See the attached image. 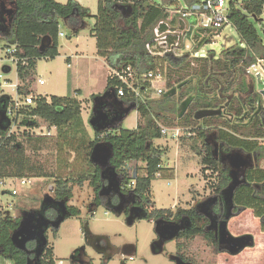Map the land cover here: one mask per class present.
Here are the masks:
<instances>
[{
    "label": "trees",
    "instance_id": "trees-1",
    "mask_svg": "<svg viewBox=\"0 0 264 264\" xmlns=\"http://www.w3.org/2000/svg\"><path fill=\"white\" fill-rule=\"evenodd\" d=\"M8 1L9 6L5 0H0V41L5 42L4 48L16 47L15 56L19 58L16 65L17 97L20 100L32 95L37 61L54 60L58 56L61 19L70 24L74 36L89 26L87 20L94 19L90 33L95 39L97 54L106 65L110 69L130 66L138 74L162 68L165 71V93L155 101L147 96L144 104L127 95L116 99L111 92H116L117 82L107 77L106 95L97 108L99 112H91L88 120L89 123L94 118V125L90 126L94 137L85 128L81 104L75 97L77 92L74 96H51L49 99L32 95V105H23L16 110L11 106L13 121L19 127L38 129L46 125L48 129H55L56 165L52 171L40 158L32 159L27 154L31 150L36 155L46 137H33L27 131L18 136L10 132L8 119H5L3 128L0 127V180L28 178L47 183L52 180L53 188L46 194L52 198V203H43L41 197L42 205L34 213L47 218V211L52 210L54 238L65 220L79 216L77 208L67 205L72 198L71 180L79 186L87 181L93 189L91 214L103 206L116 216L128 215L119 207V200L129 197L139 208L136 214L129 216L130 220L176 222L183 219L187 226L180 230L175 238L177 241L201 236L215 246L212 235L203 230L206 218L197 214L194 205L187 209H153L150 200L152 181L158 175L172 177L167 175L170 169L161 164L167 156V149L155 146L154 141L163 136L161 126L186 129L190 138L194 136L199 141V145L196 143L191 149L199 157L202 174L206 177L205 172L210 170L215 175L217 182L212 190L220 195L224 189H229L230 183L227 170L212 154L211 135L222 152L239 151L253 155L258 164L264 160V145L261 144L264 140V102L245 73L256 57H264L262 40L249 20L261 16L264 0H249L240 7L230 1L227 17L240 37V44L224 49L218 56L209 52L204 57H193L191 53L210 44L221 29L195 28V22L175 15L169 20L165 6L171 7L172 0H158V3L152 0H98L95 16L75 0L64 4L55 0ZM195 1L187 0V3ZM42 40L46 45L43 51L40 50ZM186 40L192 44L191 52L184 51ZM2 69L6 71L8 68ZM96 97L92 95L93 100ZM175 98L178 100L172 119L164 112L166 104ZM10 102L7 95L0 96V110L5 111ZM127 108L135 109L139 115L137 126L132 130L121 126ZM199 110H220V114L197 120L194 115ZM96 146L107 148L108 163L98 165L93 161ZM71 154H74L72 161ZM129 162H142L144 174L139 175L136 171L131 177L126 168ZM108 181L118 191L117 197L116 194L109 199L106 197ZM243 181L245 183L235 190L233 201L245 211L252 212L264 233V169L256 166L247 170ZM57 202L62 203L64 216ZM145 205L151 210L147 211ZM59 219L62 220L56 226ZM17 225L18 218L0 216V250L5 248L0 251V256L13 264H25L23 253L9 244ZM81 227L85 240L89 242L87 223ZM183 247L178 242L174 258L194 264L183 253ZM53 251L48 243L38 264H56ZM85 257L81 249L74 253L72 260L74 263L79 259L87 262Z\"/></svg>",
    "mask_w": 264,
    "mask_h": 264
},
{
    "label": "rangeland",
    "instance_id": "rangeland-1",
    "mask_svg": "<svg viewBox=\"0 0 264 264\" xmlns=\"http://www.w3.org/2000/svg\"><path fill=\"white\" fill-rule=\"evenodd\" d=\"M7 6L8 0H5ZM58 3H66L68 0H55ZM82 6L88 8L92 15L97 14L98 0H75ZM158 3V0H152ZM230 5L231 0H224ZM249 0L233 2L235 7H240ZM181 5L185 6L184 0H179ZM254 25L258 36L264 43V10L261 16L255 20L249 18ZM88 27L81 29L78 37L73 35L72 27L65 20L59 21V31L64 37L59 38V58L53 62L40 59L36 64V75L32 84V94L46 97L66 96L74 89L80 90L78 97L82 105V117L85 118L91 137H94V131L88 124L89 116L92 112V95L101 96L106 91L107 85V65L96 54L95 40L90 33V27L94 23V19L87 20ZM79 45L82 54H74L76 52L75 45ZM240 44V37L231 25H225L217 37H214L210 44L202 46L198 51V56L204 57L209 52H214L217 56L221 51L234 45ZM5 42L0 41V88L1 95H9L15 99L16 95L13 90L4 87V83L16 84L18 82L15 65L8 59L4 58ZM186 46H189L186 48ZM192 48L190 40H186L184 51L188 52ZM72 56V64L67 68L65 62L66 56ZM3 67H9L8 73L3 72ZM69 67V65H68ZM63 70L62 77H56L59 70ZM109 73V72H108ZM248 76V75H247ZM56 77V78H55ZM42 79L45 83L39 85L37 80ZM249 82H253L255 90L259 91L258 83L248 76ZM165 93V91H164ZM74 96V95H73ZM161 97H155L152 93L148 99L155 101ZM165 106V114L174 119L175 108L177 106V98L173 99ZM137 114L133 111L121 125L122 129H132L136 126ZM167 129H181L178 138H171L169 132L166 136H162L160 140L154 141L155 146L167 149V156L162 161V167L170 168L172 177L158 175L151 183L150 200L153 209H172L173 208H190L195 202L205 199L212 194V186L217 182L214 174L208 170L205 176L200 169L199 157L191 149L194 144L199 145V141L194 139L188 131L181 127L161 126ZM23 131L29 132L31 136L46 137L45 143L40 146V150L36 155L33 151L28 150L27 154L32 158L41 159L48 169L54 170L56 165V149H55V129L49 130L46 125H42L40 129H28L19 127L18 124L12 126L10 132L16 135H22ZM118 131L115 130V133ZM49 135V136H48ZM182 137V138H180ZM22 141V138H19ZM182 139V140H181ZM214 136L211 135V140ZM217 150V146H216ZM245 156L244 154H242ZM74 158L71 154L70 160ZM223 166L229 170L234 167L230 162L223 161ZM261 168H264V160L260 161ZM127 172L132 177L134 170L139 175L144 174V164L130 163ZM167 173V171L165 172ZM212 175V176H211ZM75 179V178H74ZM72 198L67 201V205H71L79 210L77 218H71L62 223L57 230V237L49 236V246L54 247L53 258L56 264H83L82 259L74 263L72 257L78 250L83 249L85 259L91 260L90 264H103V258L98 255L93 246L87 242L82 232L81 224L87 223L89 232L97 236H105L109 245L116 250L121 251L125 248L132 249V252H126L122 260L118 253H114L113 257L104 264H175L173 258L176 256V245L178 242L183 244V253L192 259L194 264H264V235L261 233L259 221L253 216L251 211H240L237 217H233L229 222V231L234 233H242L251 236L253 246L247 247L236 256H228L217 251L215 246L211 245L201 236L190 238L187 241H177L176 239L166 242L161 253H154L152 245L156 240L154 231V221L135 219L132 225L129 224V215L123 213L120 216L114 215L111 211L106 210L103 206H99L91 214L94 204V192L87 181L81 186L72 183ZM8 188L17 190V195L0 194V213L4 212L5 205L10 203L12 206L6 211L14 216L22 211H27L34 205H38L41 197L44 198L53 188L52 180L45 181L41 179H31V183L25 187H18V183L13 181ZM43 202V199H42ZM176 206V207H175ZM7 208V207H6ZM147 211L151 208L145 205ZM174 209V210H175ZM238 235V234H237ZM132 257V260H128ZM0 264H13L9 260L0 257ZM86 264V263H84Z\"/></svg>",
    "mask_w": 264,
    "mask_h": 264
},
{
    "label": "built area",
    "instance_id": "built-area-1",
    "mask_svg": "<svg viewBox=\"0 0 264 264\" xmlns=\"http://www.w3.org/2000/svg\"><path fill=\"white\" fill-rule=\"evenodd\" d=\"M172 1L173 3L171 7L165 6V11L169 15V20L175 15L187 21L195 22V28L199 27L203 29H222L225 25H231L229 18L227 17L229 5H227L224 0H197L191 4L187 3V0H184L186 2L185 6L181 5L179 0ZM59 36H62V33H60ZM261 42L264 46L263 41ZM188 47L189 46H186V48ZM191 50L192 48L188 52H191ZM15 53V46L4 49V58L10 60L15 65L16 71V65L19 61V58L15 56ZM191 56L197 57L198 52L191 53ZM22 64H24V62H22ZM7 68L8 69L6 71L3 70V72H10L11 69L9 67ZM245 73L258 83L259 91L264 90V57H256L255 61L250 64L248 68H246ZM108 77L111 80H115L117 82L116 92L114 93L117 99L127 95L128 97L135 99V101L138 103L144 104L150 93H152L155 97H161L165 91V71L162 68H156L155 70L138 74L134 69H132V67L127 66L119 69H110ZM37 82L39 85L44 84V81L41 79L37 80ZM18 85L19 81L16 84L7 82L4 83V87H8L13 90L16 95L15 99L8 95L12 103L10 102L11 105H9V107L5 110L6 117L9 119L10 127L16 125V123L13 121L14 113L11 110V106H13V110H16L23 105L33 104L32 95L25 97L23 100H20L17 97ZM0 88H2L1 85ZM0 92L2 93L3 91ZM180 131L181 129L179 128L170 130L161 127V133L163 136H166L169 132H172L170 134L171 138H178ZM261 144L264 145V140L261 141ZM13 181L18 183V187H25L31 183V179L28 178L0 180L1 195H4L6 192H10L11 196L17 195V190L11 187V183ZM7 185L11 188L6 187ZM5 206L10 207L11 205L6 204ZM118 254L122 260H125L124 254L122 252H119ZM128 260H132V257H129Z\"/></svg>",
    "mask_w": 264,
    "mask_h": 264
},
{
    "label": "flooded vegetation",
    "instance_id": "flooded-vegetation-1",
    "mask_svg": "<svg viewBox=\"0 0 264 264\" xmlns=\"http://www.w3.org/2000/svg\"><path fill=\"white\" fill-rule=\"evenodd\" d=\"M8 124H9V119H8ZM209 139L211 141L212 154L214 155V157L216 159H218V161L221 164L223 161L230 162L229 154L233 153V151H231L229 153L222 152L220 150L221 149L220 145H218V143H216V142H213V140H211V137ZM216 146H217V150H216ZM244 159H245V164L243 166L241 165V162H239L237 164V166H233L234 168L229 169V170H227L222 164L223 168L227 170V176L229 177V183H235L236 184V187L232 192L229 191L228 187H227V190L226 189L223 190L221 195L217 194L214 190H212V194H210L208 197L194 203V207L196 209L197 214L200 216H203L207 220V224L204 225L203 230L212 235L213 242H214V245H215V248L217 249V251H220V252H222L228 256H230V254L228 253V249H226V244L222 243V245H220V241L223 240L224 238L225 239H228L230 237L240 238L238 241L239 244H245V243L251 241V236H248V235L242 234V233H236V235H234V233L232 234V232L229 231L230 220L233 217L234 218L237 217L236 215H238V213L240 211H245L242 207L237 206L235 204V202L233 201V198H234L233 196H234L235 190L241 184L245 183V181H243V178H245L247 170L252 169L256 166H259L261 168L260 164L257 163V161L253 155H246L245 154ZM231 164H232V162H230V165ZM108 184H109V187H108L109 191L107 193H105L106 197L109 199L110 197L115 196V194H116L115 197H117L118 191H116L112 187V184L110 181H108ZM42 199H43V197H42ZM50 203H52V202H50ZM7 204H10V203H7ZM135 204H136L135 201H133L129 197H124V198L119 200V207L123 211H126L128 213V215H134L138 212L139 208ZM41 205H42V202H40L37 206L34 205L33 207H31L29 210H31L33 212H31L29 210L22 211L18 215L14 214V216H11L6 211L7 209H10V207L12 205L10 207L5 206L4 212L0 213V216L2 218H6V217H10V218H14V219L18 218V225H19L21 219L25 216V212H31L35 215L34 212L38 211L39 207H41ZM50 207L52 209L55 208L52 206H50ZM44 212H45V210H44ZM51 212H52V210L47 211V213H48L47 218H43V217L35 215L36 219L37 218L40 219V224H41L40 228H42L44 232L42 235L41 233L37 232L38 230L33 231V229H31V227H30V232H33V233L28 236L24 250L17 249L14 246V244L11 240V236H10V239H9L10 246L23 253L22 255L24 256L25 264H38L39 260L41 258V255L43 254L44 249L46 248V246H48L49 236L52 235L51 230L53 228L52 224L54 221L53 219L50 218ZM36 219H34L30 222V226H31V224L34 223V221H36ZM176 222L179 223V225L182 226V228L187 226V221H185L183 219H180ZM18 225H17V227H18ZM12 233H11V235H12ZM243 238H246V239H243ZM157 240H158V237L156 235L155 242ZM44 241H46L45 245H44ZM88 243H90L93 246V248L96 250L98 255H100L103 258V264L105 262L107 263L113 257V254L118 251L116 249L114 250L107 242H101L100 239L97 237L90 238ZM221 247H222V249L220 250ZM4 249H2L0 251H4ZM231 256H236V255H231ZM5 260H7V259H5ZM82 261H83L82 262L83 264L84 263L89 264L88 262H85L84 260H82ZM89 261L91 262V260H89Z\"/></svg>",
    "mask_w": 264,
    "mask_h": 264
},
{
    "label": "water",
    "instance_id": "water-1",
    "mask_svg": "<svg viewBox=\"0 0 264 264\" xmlns=\"http://www.w3.org/2000/svg\"><path fill=\"white\" fill-rule=\"evenodd\" d=\"M231 1L232 2H239V1H243V0H231ZM45 46L46 45H44V41L42 40L40 50L43 51ZM111 94L113 96H115L114 92H111ZM259 94L261 95L262 100L264 101V90H260ZM105 95L106 94L98 96L93 100V106H92L93 114L99 112L97 108H98L99 104H101V100L105 97ZM130 111H131L130 108L125 109L124 115L127 116L130 113ZM217 114H220V110H199L195 113L194 118L197 120H200L204 117H209V116H213V115H217ZM5 119H7L5 111L0 110V127H2V122ZM93 120H94V118L91 119L89 122V125L91 127H93V125H94ZM229 156H230V162H232V164H231L232 166H237V164L239 162H241L242 166L245 164V159H244L245 156H243L241 154V152H239V151L233 152V153H230ZM92 159L98 165H104V164L108 163L109 154H108L107 148L96 146L94 148V151H93ZM235 186H236L235 183H230L229 189L235 188ZM50 202H52V198L50 196L45 195L43 198V203L48 204ZM57 205L62 209L61 213L64 216L65 212L63 210L62 203L57 202ZM129 216H131V215H129ZM34 219H36V218H35V215L33 213L25 212V216L21 219L18 227L13 231V233L11 235V240L17 249H19V250L25 249V244H26V241L28 239V236L33 233V232H30V227H31V229H33V231L38 230L37 232L41 233L43 235L44 231L42 228H40L41 227L40 219L37 218L36 221H34V223L31 224V226H30V222ZM61 220L62 219H59L57 221L56 226H59ZM133 221H134L133 219L132 220L129 219V224L132 225ZM180 230H182V226H180L179 223H177V222H166L162 219H158V220L154 221V231L158 237V240L153 243L152 251L154 253H161L164 244L166 242L174 240L177 237ZM239 239L240 238H233V237H230L228 239L224 238L223 240L220 241V245H222V243H225L226 249H228V253L230 255H237L246 247L253 246L252 237H251V241L247 242L245 244H239L238 243ZM243 239H246V238H243ZM45 244H46V241H44V245ZM221 249H222V247L220 248V250ZM119 252H122V251H118L116 253H119ZM173 260H174L175 264H191V263L184 262L183 260H181L178 257L174 258Z\"/></svg>",
    "mask_w": 264,
    "mask_h": 264
},
{
    "label": "crops",
    "instance_id": "crops-1",
    "mask_svg": "<svg viewBox=\"0 0 264 264\" xmlns=\"http://www.w3.org/2000/svg\"><path fill=\"white\" fill-rule=\"evenodd\" d=\"M93 16H95V15H93ZM61 33V32H60ZM77 37H78V34L76 35ZM92 36V35H91ZM61 37H64L63 36V34H62V36H59V38H61ZM95 40V39H94ZM75 48H76V52H74V54H76V56L78 55V54H82L83 52H82V50H79L78 51V49H79V45L78 44H76L75 45ZM96 48V47H95ZM59 49V48H58ZM96 54H97V50H96ZM98 55V54H97ZM99 56V55H98ZM59 58V50H58V56L54 59V60H46V61H48V62H53V61H55V60H57ZM99 58L103 61V62H105L104 61V59L102 58V57H100L99 56ZM65 62L67 63V68H70V66H71V64H72V56H66V58H65ZM68 65H69V67H68ZM107 71L109 72L110 71V68L107 66ZM107 72V75L109 74ZM62 75H63V70H59V72L56 74V77H62ZM55 77V78H56ZM38 80H40V79H38ZM42 80V79H41ZM45 83V82H44ZM31 91H32V87H31ZM74 92H77V95L75 96L76 97V99L79 101V99H78V97L80 96V93H81V91L80 90H77V89H74L73 91H72V93H70V94H73L74 95ZM33 95V94H32ZM34 96H37V95H34ZM46 97V96H45ZM98 97V96H97ZM50 97H47V99H49ZM93 100V99H92ZM80 102V101H79ZM80 104H81V102H80ZM92 105H93V103H92ZM133 111H135L136 112V114H137V119H136V126H137V123H138V121H139V115H138V113H137V111L135 110V109H131V111H130V113L127 115V116H125V118L123 119V121H122V123H121V125L126 121V119H127V117L133 112ZM82 105H81V116H82ZM82 119H83V122H84V125H85V128L88 130V132L90 131V129H89V127H87L88 125L86 124V119L85 118H83L82 117ZM89 124V123H88ZM136 126L134 127V128H132V129H135L136 128ZM51 129H54V128H51ZM51 129H49V130H51ZM132 129H130V130H132ZM129 130V129H128ZM49 136V135H48ZM215 140V138L213 139V142H215L214 141ZM237 152V151H236ZM241 154H243V153H241ZM196 155V154H195ZM245 155V154H244ZM197 156V155H196ZM198 157V156H197ZM130 163H135V164H139V162H129V163H127V165H129ZM126 165V166H127ZM200 165V164H199ZM127 168V167H126ZM164 168H167V167H164ZM167 169H170V168H167ZM200 169H201V165H200ZM134 172H136L135 170H134ZM176 207V206H175ZM174 209V208H173ZM68 220V219H67ZM66 222V220L64 221V223ZM134 222V221H133ZM62 226V224L60 225V227ZM59 227V228H60ZM261 233H263V232H261ZM263 235H264V233H263ZM89 237L90 238H93V237H97V238H99L100 239V241L101 242H107L108 243V241H107V239H106V237L105 236H97V235H93V234H91V232H89ZM109 244V243H108ZM53 249H54V247H53ZM114 250H115V248H113ZM119 251V250H118ZM117 251V252H118ZM122 251V253L125 255V253L126 252H129L130 251V253L132 252V249L130 248V249H128L127 251L125 250V248L124 249H122L121 250ZM53 254H54V251H53ZM174 259V258H173ZM260 263V262H259ZM259 263H257V264H259ZM236 264H238V262L236 263Z\"/></svg>",
    "mask_w": 264,
    "mask_h": 264
}]
</instances>
